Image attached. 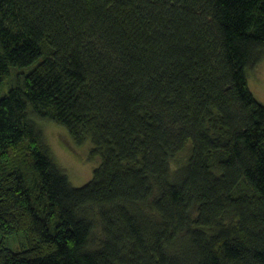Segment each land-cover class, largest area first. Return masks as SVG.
I'll list each match as a JSON object with an SVG mask.
<instances>
[{"label":"trees","instance_id":"16d2710c","mask_svg":"<svg viewBox=\"0 0 264 264\" xmlns=\"http://www.w3.org/2000/svg\"><path fill=\"white\" fill-rule=\"evenodd\" d=\"M263 56L264 0H0V264H264Z\"/></svg>","mask_w":264,"mask_h":264},{"label":"rangeland","instance_id":"374dc122","mask_svg":"<svg viewBox=\"0 0 264 264\" xmlns=\"http://www.w3.org/2000/svg\"><path fill=\"white\" fill-rule=\"evenodd\" d=\"M248 85L256 100L264 105V56L251 69ZM37 123L43 130L52 159L66 172L71 186L74 188L85 186L91 180L94 169L99 164L98 160L89 161L92 145L87 143L78 147L73 143L66 128L43 119ZM1 239L0 236V242ZM24 245V235L20 234L7 240L5 246L11 250L20 251Z\"/></svg>","mask_w":264,"mask_h":264}]
</instances>
